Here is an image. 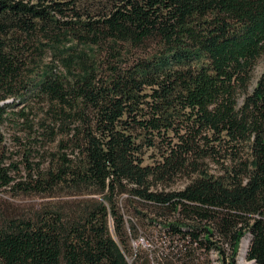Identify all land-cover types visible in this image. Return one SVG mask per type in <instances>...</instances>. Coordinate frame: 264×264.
<instances>
[{
	"label": "trees",
	"instance_id": "16d2710c",
	"mask_svg": "<svg viewBox=\"0 0 264 264\" xmlns=\"http://www.w3.org/2000/svg\"><path fill=\"white\" fill-rule=\"evenodd\" d=\"M85 1L0 0V192L71 205L0 198V264H264V0ZM22 119L59 141L16 181Z\"/></svg>",
	"mask_w": 264,
	"mask_h": 264
},
{
	"label": "rangeland",
	"instance_id": "374dc122",
	"mask_svg": "<svg viewBox=\"0 0 264 264\" xmlns=\"http://www.w3.org/2000/svg\"><path fill=\"white\" fill-rule=\"evenodd\" d=\"M99 2L101 1L86 0L85 3H83V7L93 8ZM263 68L264 60H260L255 75L257 76ZM31 106L33 107V105ZM29 125H31L30 121L22 119L17 122H8L2 126V133L4 136L3 159L6 166L9 165V167L12 168L11 176L14 177L16 181L21 179L26 168H35L36 170L39 165L41 169L45 170L46 167H49L51 165L49 153L56 151L59 141L57 137L55 142L49 143L48 140L41 137L40 143L38 144L35 142L36 134L30 132L28 129ZM65 152L69 153V150ZM151 162L150 159L145 157L144 164H151ZM53 166H56V164H53ZM185 184L184 178H178L172 186V189L180 190ZM1 190H3L0 192L2 203L7 208L6 210L10 211L13 215L26 216L45 208L64 207L68 209L69 206H71L68 200L61 197L41 198L40 196L13 195V192L8 191L9 189L3 188ZM145 229H149V231L153 230V228L151 229L148 226H145ZM145 235L148 234L140 235L135 240H132L131 243L134 248H140L142 250L141 255L146 259L147 257L154 256L157 249H161V243L164 244V240L159 242L155 237H151L152 239H150V235H148V238L145 237ZM242 255H244V253L242 249L239 250L238 247L235 255V264H248V261L243 258ZM216 257L217 255L214 252H210L207 255V260H209L208 263H217ZM143 262L145 261L143 260Z\"/></svg>",
	"mask_w": 264,
	"mask_h": 264
},
{
	"label": "built area",
	"instance_id": "2783aa9c",
	"mask_svg": "<svg viewBox=\"0 0 264 264\" xmlns=\"http://www.w3.org/2000/svg\"><path fill=\"white\" fill-rule=\"evenodd\" d=\"M246 244H247L246 240L242 238L239 244V250L242 249V252L244 253V255H245V249H246L245 245ZM244 255H242L243 258H245ZM253 263H254L253 261H248V264H253ZM214 264H217V263H214Z\"/></svg>",
	"mask_w": 264,
	"mask_h": 264
},
{
	"label": "bare ground",
	"instance_id": "6f19581e",
	"mask_svg": "<svg viewBox=\"0 0 264 264\" xmlns=\"http://www.w3.org/2000/svg\"><path fill=\"white\" fill-rule=\"evenodd\" d=\"M253 264H255V263H253Z\"/></svg>",
	"mask_w": 264,
	"mask_h": 264
}]
</instances>
